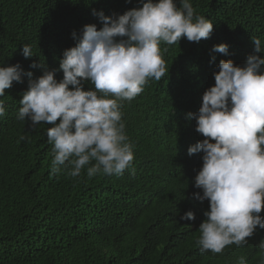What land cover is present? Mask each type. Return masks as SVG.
I'll return each mask as SVG.
<instances>
[{"label": "trees", "instance_id": "1", "mask_svg": "<svg viewBox=\"0 0 264 264\" xmlns=\"http://www.w3.org/2000/svg\"><path fill=\"white\" fill-rule=\"evenodd\" d=\"M190 2L195 15L214 24L213 32L199 42L182 38L161 44L169 71L160 79L158 92L162 89L164 97L158 105L160 118L170 125L153 131L156 124L143 115L148 105L122 104L134 160L121 175L101 172L89 178L87 166L78 177L67 170L52 174L53 145L46 131L53 125L33 128L30 120L17 119L29 77L5 90L0 97L6 109L0 117V264H238L241 257L244 264H264L259 227L245 245L201 253L198 229L209 202L193 193L202 195L194 186L202 158L193 162L178 149L184 133L196 128L186 115L198 112L199 91L214 85L219 61L242 65L254 52L251 37L264 44V0ZM141 6L140 0H0V65L19 62L36 79L45 68H59L64 50L75 46L73 31L81 34L86 24L102 27L93 9L111 15ZM221 43L229 45L228 55L212 51ZM24 44L33 57L22 55ZM33 62L43 67L31 68ZM55 78L61 80L62 71ZM174 86H182L184 99L171 95ZM91 87L85 82V90ZM188 211L195 220L180 219Z\"/></svg>", "mask_w": 264, "mask_h": 264}, {"label": "clouds", "instance_id": "2", "mask_svg": "<svg viewBox=\"0 0 264 264\" xmlns=\"http://www.w3.org/2000/svg\"><path fill=\"white\" fill-rule=\"evenodd\" d=\"M140 2L141 7L123 14L93 9L102 27L86 24L81 34L73 31L75 46L64 50L59 68H45L36 79L19 62L0 65V97L14 82L22 83L24 75L29 77L17 119L30 120L33 128L41 122L53 125L46 131L53 145L52 174L67 170L78 177L87 166L86 174L92 178L101 172L121 175L130 168L134 152L122 104L148 105L143 115L156 124L153 131L171 124L160 118L158 105L164 97L162 89L158 92L160 79L169 71L161 44L208 39L214 24L195 15L190 0ZM251 40L254 52L242 65L231 59L219 61L214 85L199 91L203 95L198 112L186 115L195 119L196 128L186 131L178 145L191 161L202 158L194 184L202 195L193 193L194 199L209 202L198 229L201 253L245 245L257 227L264 229V44L257 37ZM212 51L228 55L229 45H214ZM22 55L34 56L29 45H23ZM30 67L43 64L33 62ZM57 71L63 73L59 81ZM85 82L92 85L89 90L84 89ZM173 94L184 99L182 86H174ZM5 115L0 100V117ZM180 219L195 220V214L188 211ZM259 247L264 249V241ZM238 264H244L243 257Z\"/></svg>", "mask_w": 264, "mask_h": 264}]
</instances>
